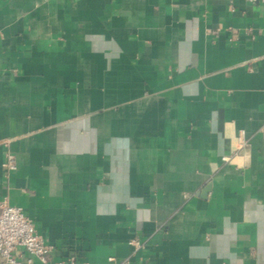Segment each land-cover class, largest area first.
I'll list each match as a JSON object with an SVG mask.
<instances>
[{
  "label": "crops",
  "instance_id": "1",
  "mask_svg": "<svg viewBox=\"0 0 264 264\" xmlns=\"http://www.w3.org/2000/svg\"><path fill=\"white\" fill-rule=\"evenodd\" d=\"M4 199L51 262L264 264V1L0 0Z\"/></svg>",
  "mask_w": 264,
  "mask_h": 264
},
{
  "label": "built area",
  "instance_id": "2",
  "mask_svg": "<svg viewBox=\"0 0 264 264\" xmlns=\"http://www.w3.org/2000/svg\"><path fill=\"white\" fill-rule=\"evenodd\" d=\"M5 164L9 168L16 167L12 153H8ZM131 243L137 247L141 245L137 240H132ZM17 246L27 253L26 260L18 257L15 252ZM50 250L35 223L21 206L11 204L7 199L0 202V264H32L35 259L41 264H68L65 261L51 262ZM113 259L109 257L110 261ZM70 264H75L74 260Z\"/></svg>",
  "mask_w": 264,
  "mask_h": 264
}]
</instances>
